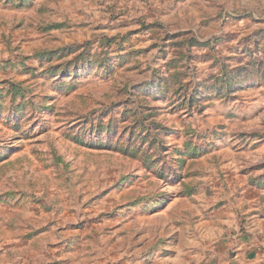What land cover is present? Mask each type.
<instances>
[{"label":"rangeland","instance_id":"374dc122","mask_svg":"<svg viewBox=\"0 0 264 264\" xmlns=\"http://www.w3.org/2000/svg\"><path fill=\"white\" fill-rule=\"evenodd\" d=\"M0 264H264V0H0Z\"/></svg>","mask_w":264,"mask_h":264}]
</instances>
